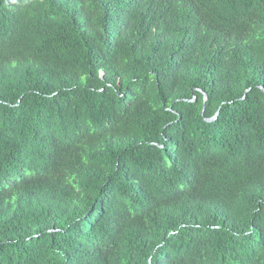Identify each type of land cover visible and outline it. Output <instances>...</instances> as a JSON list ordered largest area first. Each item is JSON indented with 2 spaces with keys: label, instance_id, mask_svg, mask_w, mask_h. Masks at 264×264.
<instances>
[{
  "label": "trees",
  "instance_id": "trees-1",
  "mask_svg": "<svg viewBox=\"0 0 264 264\" xmlns=\"http://www.w3.org/2000/svg\"><path fill=\"white\" fill-rule=\"evenodd\" d=\"M0 264H264V0H0Z\"/></svg>",
  "mask_w": 264,
  "mask_h": 264
},
{
  "label": "water",
  "instance_id": "water-1",
  "mask_svg": "<svg viewBox=\"0 0 264 264\" xmlns=\"http://www.w3.org/2000/svg\"><path fill=\"white\" fill-rule=\"evenodd\" d=\"M215 119H216V117H215Z\"/></svg>",
  "mask_w": 264,
  "mask_h": 264
}]
</instances>
